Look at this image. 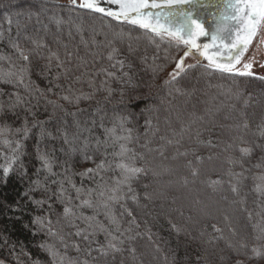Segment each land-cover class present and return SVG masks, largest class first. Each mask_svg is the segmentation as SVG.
Returning <instances> with one entry per match:
<instances>
[{
	"label": "trees",
	"instance_id": "trees-1",
	"mask_svg": "<svg viewBox=\"0 0 264 264\" xmlns=\"http://www.w3.org/2000/svg\"><path fill=\"white\" fill-rule=\"evenodd\" d=\"M15 13L25 16L26 22L13 18ZM32 16L51 21V38L39 30ZM0 33V56L11 58L0 60V69L13 64V71L28 68L23 84L0 83V129H8L0 136V166L5 164L4 156L12 155L17 141L22 145L20 159L7 179L0 167V260L8 264L263 262L249 257L253 247L264 251V180L259 179L264 176V80L199 66L171 80L185 47L52 0H0ZM70 34L73 42L67 40ZM33 41L42 47L36 48ZM12 42L26 51L35 49L38 55L31 54L30 63L24 62ZM113 48L118 51L109 60ZM53 53L62 63L55 57L49 60ZM116 60L124 62L122 70ZM17 95L21 102L12 107ZM63 96L72 102L61 99ZM77 96L82 97L78 102ZM118 117L128 118L125 127L132 136L128 147L137 154L136 166L148 169L131 182L132 191L125 186L124 198L112 205L119 232L102 207L80 206L89 189L96 190L91 196L95 205L98 185L110 187L119 178L114 169L96 176L80 175L102 159L116 161L112 154L119 150L118 145L102 144L104 128L117 125V134H121ZM25 126L27 138L16 131ZM148 127L150 136L146 135ZM65 134L70 143H65ZM148 145L154 147L150 153ZM37 148L53 159L55 175L37 172ZM241 148L250 149V154L243 155ZM72 151L85 152L71 156ZM85 155L95 163L86 161ZM192 168L198 170L196 177L191 175ZM149 170L163 182L152 179ZM37 179L39 188L33 183ZM216 180L220 183L213 184ZM61 181L65 191L58 198ZM73 184L83 189L80 199ZM233 185L238 192H232ZM68 199L75 216L65 219ZM86 217H95L111 235L123 240L122 250L107 248L111 236L106 232L96 230L92 235ZM37 218L44 219V228L34 223ZM185 218H190L189 226H184ZM48 220L55 235L49 234ZM77 229L82 233L79 236ZM44 245L57 251L55 262ZM132 247L135 255L129 251ZM100 249L108 254L102 255Z\"/></svg>",
	"mask_w": 264,
	"mask_h": 264
},
{
	"label": "snow or ice",
	"instance_id": "snow-or-ice-1",
	"mask_svg": "<svg viewBox=\"0 0 264 264\" xmlns=\"http://www.w3.org/2000/svg\"><path fill=\"white\" fill-rule=\"evenodd\" d=\"M198 0H70V4L73 8L79 7L93 13H99L107 17H111L120 23H127L135 28L144 30L147 33H150L153 37H159L161 40L165 38L168 41L175 42L177 47L183 46L188 50L184 52V57H182L175 66V71L170 74L171 80H175L180 72L184 71V59L190 55H199L204 60L207 61V68L213 72L228 73L234 75H251V72L248 71H238L236 65L240 63L241 57L247 51L249 44L252 38L256 35L258 28L261 25H264V0H224L222 9L219 12V19L215 20L214 27L211 31L206 29L203 15L199 13V8L197 7ZM107 4L114 7H105ZM187 6V7H186ZM11 25V20L8 21ZM57 23H60L57 21ZM3 38V33H0V39ZM205 38L209 40V43H200L201 39ZM33 44L36 48L42 47L36 41H33ZM11 47L15 50L18 55V58L24 62L30 63V55L37 54L35 49L31 51H26L22 49L17 42H12ZM117 49L113 48L111 52L108 53V59L113 60ZM52 57H55L59 63H62L59 60V57L53 53L49 57L51 61ZM10 57L0 56V60H9ZM116 64L120 65L121 70L123 69L124 62L122 60H116ZM116 64H113L112 67H115ZM264 67V65H261ZM193 67V66H189ZM244 69H250L252 63H245L243 65ZM15 68L13 64L9 69L4 70L0 69V83H24V76L26 75L28 68L26 66L20 67L18 70L13 71ZM105 71L106 70H103ZM109 77H114V73L107 72ZM124 75H128L124 73ZM264 79V77H260ZM166 84L170 81H165ZM92 86V82H89ZM27 87V85H25ZM110 91V90H109ZM82 97H75V101L78 102ZM84 99L89 98L88 95L83 96ZM61 99L72 102L68 96H63ZM21 102L19 95L16 96L15 103L12 107H15L16 104ZM247 103V102H245ZM2 111V108H0ZM127 117H118V127L120 130V135L117 134V125H114L111 128H104L105 140L104 145L107 146L109 142L112 145H118L119 150L114 152L112 155L116 157V161L102 159L100 163L96 164L95 168H87L84 172L80 173L83 176H96L99 175L102 171L114 169L119 171V178L114 181V184L110 187L106 185H98L99 191L97 192L98 201L94 205L91 196L95 189H89L87 192V197L81 201L80 206L86 207H102L105 210V215L109 216L111 224L115 226L117 232L120 231L119 221L114 215H112V205L119 203L123 198L124 187H127V191L131 192V182L139 177L141 174H145L148 169L142 166H136L137 154L134 150L128 147V143L132 141L131 129L125 127L127 122ZM150 124V122H148ZM8 129H0V136L4 135ZM18 133H22L25 138H27L29 129L25 126L22 129L16 130ZM199 135V133H197ZM123 141V142H121ZM5 146L10 147V144L7 140L4 141ZM65 143H70L68 140L67 134H65ZM99 141L97 144L99 145ZM169 144L172 143L171 140L168 141ZM146 146V145H145ZM22 145L19 141L16 142L15 148H11L12 155L4 156L5 164L2 167V175L5 179L9 176L10 172L13 171V165L20 159V149ZM85 147H87V142H85ZM75 150V149H73ZM240 152L243 155H249L250 149L241 148ZM131 153V154H130ZM187 153H181V155H186ZM163 155V152H161ZM143 159L141 155L139 157ZM37 159L40 162V169H37V172L40 171L46 172L48 175H55L53 172V159L48 155V153L41 151L37 148ZM84 159L86 161L92 160V157L85 155ZM200 158L198 157L197 160ZM95 163L94 160H92ZM191 167V165H190ZM22 175L24 173H21ZM156 174L155 172L153 173ZM198 170L196 168L191 169L192 177L198 175ZM229 175H233L229 173ZM240 174H235L239 176ZM47 179V176L45 177ZM69 184H72L70 177H65ZM259 179L264 180V176L259 177ZM35 187H41V181L37 179L33 182ZM184 183L187 184L188 180L185 178ZM213 184H219L220 181H212ZM75 188V185H72ZM233 193L238 192V189L235 185L231 188ZM259 190V186H258ZM63 181H61V190L60 197L64 196ZM76 197L80 199L83 194L82 188H75ZM148 198V197H146ZM133 200L136 199L135 196L132 197ZM63 202V201H62ZM37 204L43 203V201H36ZM71 199H68L66 206L63 210V215L65 219L75 216V213L71 205ZM127 211V210H126ZM128 215L131 216L132 213L129 211ZM88 221V228H92V235H95L96 230L106 232L111 236V239L108 241L107 248L113 252H120L122 249L119 247L120 244H123L124 241L120 240L117 236L111 235V232L104 227V225L95 221V217L84 218ZM71 222V221H70ZM134 223V220L132 221ZM41 229L44 228L45 223L43 218H37L34 221ZM49 225V234L55 235L51 231V220H48ZM73 227H76L73 224ZM172 227L179 233L180 229L176 225ZM213 228L216 231L219 229ZM131 231V229H129ZM77 236L81 235V230L77 229ZM123 235V233H121ZM85 240L88 239V235L83 237ZM133 239V237H129ZM151 239V237H149ZM113 241H117L114 243ZM241 247H246L245 244L241 243ZM45 250L50 254L53 261L55 262L58 253L53 246L44 245ZM159 249L157 248V251ZM77 251L79 248L77 247ZM102 255H107L108 252L104 249H100ZM129 251L135 255L136 249L134 247L129 248ZM252 255L249 259L260 260L264 259V251L259 248H252ZM0 264H4L3 261H0ZM69 264H74V262L69 261ZM237 264H240L238 261Z\"/></svg>",
	"mask_w": 264,
	"mask_h": 264
},
{
	"label": "water",
	"instance_id": "water-1",
	"mask_svg": "<svg viewBox=\"0 0 264 264\" xmlns=\"http://www.w3.org/2000/svg\"><path fill=\"white\" fill-rule=\"evenodd\" d=\"M60 4H66V5H71L70 4V0H63L61 2H59ZM77 3H79V0H77ZM223 4H224V0H198V3H197V7L199 8V13L203 15V20H204V24H205V27L206 29H208L209 31L212 30V28L214 27V23H215V20H218L219 19V12L220 10L222 9L223 7ZM105 7H114V6H109L107 4L104 5ZM187 7V6H186ZM77 9H80V10H85V9H81L79 7H75ZM87 11V10H85ZM93 13V12H92ZM95 14H98V15H101L103 17H106V18H110L112 19L111 17H107V16H104L102 14H99V13H95ZM214 17H215V20H214ZM114 20V19H112ZM116 21V20H114ZM117 22V21H116ZM120 23V22H118ZM123 24H127V23H123ZM263 27L264 25H261L258 30H257V33L256 35L252 38L250 44H249V47L247 49V51L243 54V56L241 57V60H240V63L236 65V69L247 59L250 57V59H252L251 57H253L252 55L255 54L258 46H259V43L261 41V38H262V33H263ZM200 43H209V40L208 39H205V38H202ZM188 49L186 48V51ZM184 57V54L183 56ZM181 57V58H182ZM188 59L192 60L193 63L190 65V66H199V67H206L207 68V61L204 60L202 57H200L199 55H190L188 56L186 59H184V71L183 72H180L179 76H181L183 73H185L187 70H189L190 68L192 67H189L187 65V61ZM176 70V69H175ZM174 70V71H175ZM173 71V72H174ZM172 72V73H173ZM228 74V73H226ZM231 75H234V74H231ZM176 77V78H177Z\"/></svg>",
	"mask_w": 264,
	"mask_h": 264
},
{
	"label": "rangeland",
	"instance_id": "rangeland-1",
	"mask_svg": "<svg viewBox=\"0 0 264 264\" xmlns=\"http://www.w3.org/2000/svg\"><path fill=\"white\" fill-rule=\"evenodd\" d=\"M52 1H56V2H61V1H63V0H52ZM12 17L13 18H15V19H18V21H20V22H26V20H25V16L23 17V16H21V15H19V14H17V13H15V14H13L12 15ZM5 19H7V18H5ZM30 19H36V17L35 16H32ZM50 24H51V21L48 19V18H44V17H42L41 19H36V25H38V27H39V30H42L45 34H46V36H47V39L48 38H51L52 36H53V34H52V32H50L49 30H48V26H50ZM7 32H9V30L7 29ZM19 40H22V38H20ZM24 40V39H23ZM69 42H73V37H72V35L70 34L69 36H68V39H67ZM48 42H51V44H53V45H55V42H53V41H51L50 39L49 40H47ZM256 54V55H255ZM255 54H253L252 56L253 57H251L252 59H250V57L249 58H247L238 68H237V70L238 71H241V72H243V71H248V72H251V75H249V76H254V77H264V67H262L261 65H264V47L262 48V50H260V51H258V53H256L255 52ZM249 62H251L252 63V67L250 68V69H244V67H243V65L245 64V63H249ZM193 63V61L192 60H190V59H188V61H187V65L188 66H190L191 64ZM157 126V125H156ZM151 133H152V131H151V129L148 127L147 128V136H150L151 135ZM105 145L104 144H102V147H104ZM89 148V146H87L86 147V149H88ZM153 149H154V147H150L149 145L146 147V150L150 153V151H153ZM80 153L82 152H85V151H79ZM78 151H72L71 152V156H75V155H77L78 153H79ZM190 159V157H187V160H189ZM149 173L151 174V176H152V179H154V180H156V181H158L159 180V182L161 181L160 180V177L159 176H156V175H153V173L149 170ZM161 182H163V180L161 181ZM155 184H157L156 182H155ZM170 203H173V202H171L170 201ZM174 204V203H173ZM215 213V212H214ZM183 221V223H185V225L184 226H189V224H190V218H185V219H183L182 220ZM182 230L184 231L185 230V228L183 227L182 228ZM186 234H188V235H190V233H189V231L188 230H185L184 231ZM0 261H3V260H0ZM4 262V264H8L7 262H5V261H3Z\"/></svg>",
	"mask_w": 264,
	"mask_h": 264
},
{
	"label": "flooded vegetation",
	"instance_id": "flooded-vegetation-1",
	"mask_svg": "<svg viewBox=\"0 0 264 264\" xmlns=\"http://www.w3.org/2000/svg\"><path fill=\"white\" fill-rule=\"evenodd\" d=\"M263 47H264V27H263L262 38H261V41L259 43V46H258V48L256 50V53H258V51L262 50Z\"/></svg>",
	"mask_w": 264,
	"mask_h": 264
}]
</instances>
